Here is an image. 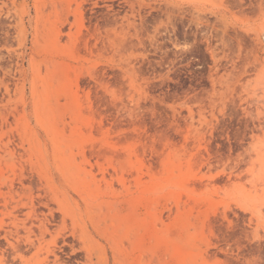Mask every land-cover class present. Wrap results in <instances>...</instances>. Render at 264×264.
Instances as JSON below:
<instances>
[{
	"label": "rangeland",
	"instance_id": "obj_1",
	"mask_svg": "<svg viewBox=\"0 0 264 264\" xmlns=\"http://www.w3.org/2000/svg\"><path fill=\"white\" fill-rule=\"evenodd\" d=\"M0 264H264V0H0Z\"/></svg>",
	"mask_w": 264,
	"mask_h": 264
}]
</instances>
